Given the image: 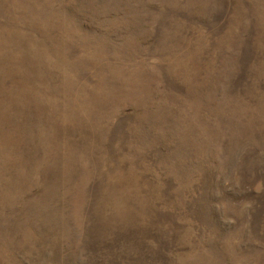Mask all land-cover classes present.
<instances>
[{"label": "rangeland", "instance_id": "rangeland-1", "mask_svg": "<svg viewBox=\"0 0 264 264\" xmlns=\"http://www.w3.org/2000/svg\"><path fill=\"white\" fill-rule=\"evenodd\" d=\"M0 264H264V0H0Z\"/></svg>", "mask_w": 264, "mask_h": 264}]
</instances>
